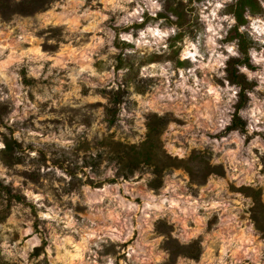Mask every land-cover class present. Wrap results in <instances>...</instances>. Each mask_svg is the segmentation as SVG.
Masks as SVG:
<instances>
[{
	"label": "rangeland",
	"instance_id": "rangeland-1",
	"mask_svg": "<svg viewBox=\"0 0 264 264\" xmlns=\"http://www.w3.org/2000/svg\"><path fill=\"white\" fill-rule=\"evenodd\" d=\"M234 1L54 0L28 15L0 13V180L10 191H0V210L10 205L1 259L264 264V207L259 228L246 191L260 190L264 203V0L240 27L255 42V68L240 70L256 82L240 109L227 71L242 55L228 40ZM237 113L245 130L228 128ZM151 127L188 161L157 187L149 165L119 175L105 142L140 144ZM7 138L15 157L3 152ZM194 241L199 257L171 254Z\"/></svg>",
	"mask_w": 264,
	"mask_h": 264
},
{
	"label": "trees",
	"instance_id": "trees-1",
	"mask_svg": "<svg viewBox=\"0 0 264 264\" xmlns=\"http://www.w3.org/2000/svg\"><path fill=\"white\" fill-rule=\"evenodd\" d=\"M53 1L54 0H0V13L8 17L13 14L28 15L45 9ZM248 10L253 13H258L262 12L263 8L261 7L259 0H235L228 6V11L233 14L236 19L235 25L231 28V35L228 40H237L242 54L239 57H231L227 66L230 79L241 87L240 100L237 104L238 109L246 105L248 100L247 91L256 85L254 80H249L248 77L240 70L241 65H247L252 69L255 68V65L251 62L249 55V50L255 46V42L249 38L247 32H242L240 30V27L244 26L248 21L246 17V12ZM143 24L144 23H140L135 26L141 27ZM122 43L126 44L125 41H122ZM122 61L123 59L120 60L119 68H122L124 65ZM121 101L122 98L120 91L113 92L111 99L112 105L107 106L106 108V117L109 125H114L116 123L118 106ZM228 128H240L245 130V121L237 113L233 119V123ZM160 132V130L151 127L148 138L140 144H130L123 141L106 139V145L111 147L109 157L118 164L119 175L128 177L141 167L149 165L153 167V172L156 175V178L153 180V184L157 187L161 184V178L166 169L177 166L188 167L187 160L173 157L163 149ZM6 143L7 145L3 152L8 156L15 157L16 147L18 144L17 141L7 138ZM98 157L99 159H102L104 157L103 153L99 154ZM95 164H98V162ZM219 170V172H222L221 169ZM2 189H6L10 193L8 190L9 187L4 185L0 180V191ZM246 191L253 196L255 202L253 206L254 217L257 220L259 228H262L257 216V212L260 211V208H262V206L264 207V203L261 201V191L250 187H247ZM15 196L20 198L19 195ZM9 208L10 205L0 210V219H4L7 216ZM176 243L175 239L170 241V245ZM180 248L182 249L181 251H174L171 249L173 257L178 254H184L197 258L201 254V245L198 241H194L188 245H180ZM0 264L12 263L0 258Z\"/></svg>",
	"mask_w": 264,
	"mask_h": 264
}]
</instances>
